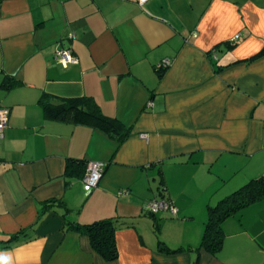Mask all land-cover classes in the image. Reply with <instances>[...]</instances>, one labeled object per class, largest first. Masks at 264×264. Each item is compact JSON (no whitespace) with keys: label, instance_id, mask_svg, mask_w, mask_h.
I'll return each instance as SVG.
<instances>
[{"label":"crops","instance_id":"crops-1","mask_svg":"<svg viewBox=\"0 0 264 264\" xmlns=\"http://www.w3.org/2000/svg\"><path fill=\"white\" fill-rule=\"evenodd\" d=\"M61 48L76 64L55 62ZM263 48L264 0H0V260L264 264V200L223 223L217 255L199 249L207 206L264 176V55L251 60ZM43 95L93 98L130 134L118 147L45 119ZM70 159L105 164L95 188L65 176ZM160 187L173 217L144 210ZM102 219L126 225L112 262L66 229Z\"/></svg>","mask_w":264,"mask_h":264},{"label":"trees","instance_id":"trees-1","mask_svg":"<svg viewBox=\"0 0 264 264\" xmlns=\"http://www.w3.org/2000/svg\"><path fill=\"white\" fill-rule=\"evenodd\" d=\"M233 46L234 44L229 45V47ZM262 55H264V48L251 60ZM165 70H160V73ZM16 85L17 82L14 78L6 77L2 83V88L7 91ZM39 104L43 110L45 119L90 127L91 129L99 131L113 139L118 147L130 134L129 129L119 120L104 115L96 101L90 97L67 98L54 102L53 98L50 96L43 95ZM87 164L88 162L82 159L68 160L65 166V176L68 178L83 180ZM104 170L105 167L103 173ZM159 184L162 185V181H160ZM159 191H161V199L168 201L175 206L170 200L163 197L161 187L159 188ZM127 194L128 192L126 191L125 195ZM262 200H264V176L251 179L244 186L224 197L215 205H208L206 208L207 218L204 224V231L199 249L204 250L212 256L217 255L222 250L224 244L225 234L222 229L223 223L232 217L238 216L245 208ZM52 203H58L60 207L65 209L66 213L69 212V210L64 207L63 202L51 201L50 204ZM46 205L45 209L48 207ZM148 215L149 217L154 218L156 214ZM124 225L125 224L119 223L115 219H102L89 224L66 222V229L74 231L82 236H86L90 241L93 251L105 261L112 262L118 257L115 236L116 231ZM157 230L158 227H156V231ZM24 232L25 231L22 230L19 234ZM17 239L18 235H13L8 240L4 241V244H2L3 247H1L5 249L9 248V244L15 242ZM158 250L166 253L175 252L169 250L161 241H158Z\"/></svg>","mask_w":264,"mask_h":264},{"label":"built area","instance_id":"built-area-1","mask_svg":"<svg viewBox=\"0 0 264 264\" xmlns=\"http://www.w3.org/2000/svg\"><path fill=\"white\" fill-rule=\"evenodd\" d=\"M69 38L72 39L73 36L69 35ZM55 62L67 67L70 64H76L77 60L73 56L72 52L68 48L58 49L54 53ZM170 61L165 60L158 66V70H165L169 67ZM9 110L5 107H0V137H2L4 129L8 125ZM105 164L101 162H88L86 167V172L83 178V182L91 187L95 188L100 179L102 178L103 169ZM126 191L119 192V196L125 195ZM144 210L147 214H158L160 212H167L170 215L174 216L177 213V208L173 206L170 202L161 200H150L144 205Z\"/></svg>","mask_w":264,"mask_h":264},{"label":"clouds","instance_id":"clouds-1","mask_svg":"<svg viewBox=\"0 0 264 264\" xmlns=\"http://www.w3.org/2000/svg\"><path fill=\"white\" fill-rule=\"evenodd\" d=\"M0 264H6V259L0 260Z\"/></svg>","mask_w":264,"mask_h":264}]
</instances>
